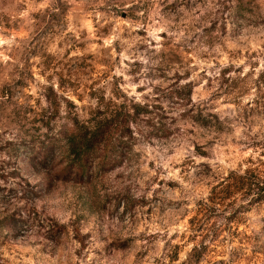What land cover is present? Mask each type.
I'll return each instance as SVG.
<instances>
[{
    "label": "clouds",
    "instance_id": "1",
    "mask_svg": "<svg viewBox=\"0 0 264 264\" xmlns=\"http://www.w3.org/2000/svg\"><path fill=\"white\" fill-rule=\"evenodd\" d=\"M0 264H264V0H0Z\"/></svg>",
    "mask_w": 264,
    "mask_h": 264
},
{
    "label": "rangeland",
    "instance_id": "2",
    "mask_svg": "<svg viewBox=\"0 0 264 264\" xmlns=\"http://www.w3.org/2000/svg\"><path fill=\"white\" fill-rule=\"evenodd\" d=\"M220 195H223V193L221 192Z\"/></svg>",
    "mask_w": 264,
    "mask_h": 264
},
{
    "label": "trees",
    "instance_id": "3",
    "mask_svg": "<svg viewBox=\"0 0 264 264\" xmlns=\"http://www.w3.org/2000/svg\"><path fill=\"white\" fill-rule=\"evenodd\" d=\"M81 164H83V161L81 160Z\"/></svg>",
    "mask_w": 264,
    "mask_h": 264
}]
</instances>
